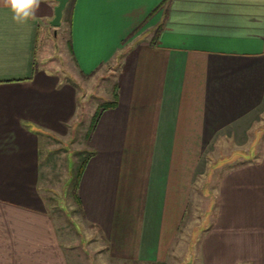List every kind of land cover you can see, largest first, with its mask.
<instances>
[{
  "label": "crops",
  "instance_id": "obj_1",
  "mask_svg": "<svg viewBox=\"0 0 264 264\" xmlns=\"http://www.w3.org/2000/svg\"><path fill=\"white\" fill-rule=\"evenodd\" d=\"M57 4L21 25L0 0V264H264L262 135L259 156L222 172L207 223L195 219L217 149L245 152L264 133V0H69L54 27ZM101 72L116 76L109 98L76 143L68 73ZM64 143L90 155L71 223L45 184Z\"/></svg>",
  "mask_w": 264,
  "mask_h": 264
},
{
  "label": "rangeland",
  "instance_id": "obj_2",
  "mask_svg": "<svg viewBox=\"0 0 264 264\" xmlns=\"http://www.w3.org/2000/svg\"><path fill=\"white\" fill-rule=\"evenodd\" d=\"M68 33L66 28L62 30L61 36H58L56 46L59 48L57 54L55 55L57 60L55 63H58L59 66L65 69V65L68 64L67 58H65L64 51L66 46V39ZM59 67V68H60ZM109 67V66H108ZM113 73V72H112ZM103 74V75H102ZM105 73L97 74L94 76L88 77H80L77 74H69L68 76L75 78V80L79 83L78 86L80 88V103H81V111L79 113V121L74 127L75 135L74 139H76V143H82L81 140H85L84 131L89 128L92 123L93 112L102 99L108 100V92L107 87L109 86L110 81L116 78L115 75H108ZM108 75V76H107ZM97 101V102H96ZM263 128H264V120H263ZM261 128V127H260ZM255 143L254 146L257 145V141L261 136V139L264 137V133L255 132L253 133ZM259 136V137H258ZM260 139V140H261ZM62 147V146H61ZM260 147H251L247 149L245 152L240 151V149H234L230 147L219 148L217 149V154L222 159L218 168H214L215 170L201 181L202 188L204 190L203 201L199 204L200 210L195 213L196 223H201L202 215H204V221L202 223H207V218L210 215V212L215 209V198L214 193L217 192L218 188V180L224 170L234 165L238 162L239 159L245 158H255L256 155L259 156ZM77 145L72 143H64V147L61 148L54 155V159H52V164L55 166L52 167V180L46 181L45 184L51 185L53 188L49 191L50 194V206L53 210L54 214L59 217L60 223H71V219L75 218V212L77 211V202L73 196V188L75 187L76 177L80 170L81 163L85 159L86 151H77ZM257 151V152H256ZM256 152V153H255ZM242 157V158H241ZM234 163V164H233ZM211 171V170H209ZM50 185V186H51ZM212 200V206H209L210 201ZM213 208V209H212ZM75 210V212H74ZM203 210V211H202ZM72 223H76L73 221ZM187 236L190 234L186 232ZM190 248H188L189 250ZM190 251L188 252V259L190 258ZM96 254L92 253L87 256L85 264H98V260L96 259ZM116 264V263H114Z\"/></svg>",
  "mask_w": 264,
  "mask_h": 264
},
{
  "label": "clouds",
  "instance_id": "obj_3",
  "mask_svg": "<svg viewBox=\"0 0 264 264\" xmlns=\"http://www.w3.org/2000/svg\"><path fill=\"white\" fill-rule=\"evenodd\" d=\"M2 2L12 13L13 21L23 25L35 17L41 0H2Z\"/></svg>",
  "mask_w": 264,
  "mask_h": 264
},
{
  "label": "water",
  "instance_id": "obj_4",
  "mask_svg": "<svg viewBox=\"0 0 264 264\" xmlns=\"http://www.w3.org/2000/svg\"><path fill=\"white\" fill-rule=\"evenodd\" d=\"M69 0H58V4L55 6V15L51 20V24L54 27H59L62 23L63 12L68 4Z\"/></svg>",
  "mask_w": 264,
  "mask_h": 264
},
{
  "label": "trees",
  "instance_id": "obj_5",
  "mask_svg": "<svg viewBox=\"0 0 264 264\" xmlns=\"http://www.w3.org/2000/svg\"><path fill=\"white\" fill-rule=\"evenodd\" d=\"M115 104H116V101H108V102H105V103L102 105V107H99V108H108V107L114 106ZM98 113H99V111H98ZM97 115H98V114H96V116H94L93 124L95 123V121H96V119H97ZM89 156H90L89 153H86L85 159H84L83 162L81 163V167H80V170H79V172H78V178H80V175H81V173H82V171H83V168H84L86 162H87L88 159H89ZM76 184H77V183H76ZM77 187H78V185L75 186V188H74V193H75L76 200L78 201Z\"/></svg>",
  "mask_w": 264,
  "mask_h": 264
}]
</instances>
